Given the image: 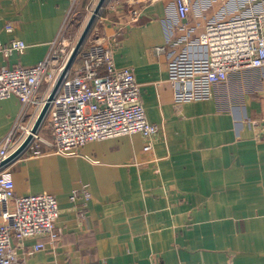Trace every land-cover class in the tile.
I'll use <instances>...</instances> for the list:
<instances>
[{"label": "crops", "instance_id": "0c3cea01", "mask_svg": "<svg viewBox=\"0 0 264 264\" xmlns=\"http://www.w3.org/2000/svg\"><path fill=\"white\" fill-rule=\"evenodd\" d=\"M189 1L179 22L174 0H105L90 43L105 44L117 68L132 70L146 117L159 130L147 151L144 136L133 133L89 141L71 154L42 145L39 155L23 151L13 160L15 194L46 192L59 208V237L23 239L25 264H264V71L234 72L208 97L183 102L175 101L169 76L175 56L205 55L197 38L207 21L264 9V0ZM97 2L0 0V42L27 45L0 52V67L43 60L62 30L71 34ZM21 108L15 95L0 100V141ZM40 126L51 140L48 123ZM37 242L44 247L30 251Z\"/></svg>", "mask_w": 264, "mask_h": 264}, {"label": "built area", "instance_id": "2783aa9c", "mask_svg": "<svg viewBox=\"0 0 264 264\" xmlns=\"http://www.w3.org/2000/svg\"><path fill=\"white\" fill-rule=\"evenodd\" d=\"M70 1L73 7L78 0ZM174 4L181 22L187 18L190 1L174 0ZM138 16L139 10L133 9L131 20L136 21ZM6 28L11 30L12 26L8 24ZM263 28L264 9L207 21L197 38L199 45L205 47V55L181 53L169 64L175 101L206 98L214 85L225 82L234 72L264 71ZM62 32L38 63L0 67V100L15 95L22 105L11 130L0 141V162L30 133L35 120L31 125L24 123L27 110L32 106L33 115L41 110L69 57L67 41L72 40ZM26 46L22 40L7 45L0 42V52H23ZM156 50L164 51V46ZM78 54L81 60L76 63L75 58L71 64L42 121L48 123L52 139L47 140L39 128L24 151L39 155L45 145L55 153L71 154L89 141L133 133H140L147 140L144 150L151 149V138L159 128L146 117L132 70L117 68L112 50L98 41L83 47ZM44 84L47 91L41 94ZM9 165L0 167V264H25L18 254L23 239L46 236L55 241L59 237V208L56 198L46 192L17 196ZM74 198L72 194L71 199ZM43 247L42 242H37L30 251Z\"/></svg>", "mask_w": 264, "mask_h": 264}, {"label": "water", "instance_id": "95a60500", "mask_svg": "<svg viewBox=\"0 0 264 264\" xmlns=\"http://www.w3.org/2000/svg\"><path fill=\"white\" fill-rule=\"evenodd\" d=\"M105 0H98L94 10L92 11L89 19L87 20V23L83 29V31L81 32L76 44L74 45V47L72 48L69 57L59 75V77L57 78V80L55 81L51 91L49 92L47 99L45 100L43 107L41 108V110L39 111L33 125L31 128L30 133L23 139V141L19 144V146L5 159H3L0 162V167L1 166H5L7 164H10L13 160H15L18 156H20L23 151L26 149V147L28 146V144L30 143L31 139H32V134H34L40 127L46 111L50 105L51 100L53 99L56 91L58 90L65 74L67 73L68 69L70 68L71 64L73 63V61L75 60L84 40L86 39L87 34L89 33L94 20L96 19V16L98 15L101 7L103 6Z\"/></svg>", "mask_w": 264, "mask_h": 264}, {"label": "rangeland", "instance_id": "374dc122", "mask_svg": "<svg viewBox=\"0 0 264 264\" xmlns=\"http://www.w3.org/2000/svg\"><path fill=\"white\" fill-rule=\"evenodd\" d=\"M87 15H86V17L81 21V23L79 22L74 28H73V31H72V33L70 34V33H66V35L67 36H69L70 35V38H71V42H69V41H67V47H66V52L67 53H69L70 54V52H71V50H72V48L74 47V45L76 44V42H77V40H78V38H79V36H80V34H81V32L83 31V29H84V27H85V25H86V23H87ZM93 28V27H92ZM91 31H92V29L89 31V33L87 34L88 36L86 37V39L84 40V42H83V44H82V46L81 47H84L85 45H90V42H92L91 41V38L90 37H92L91 36ZM105 45V44H104ZM106 47V46H105ZM44 87L46 86V84H44L43 85ZM38 110L35 112V114L33 115V117H32V119H31V123H30V125L33 123V121L35 120V117H36V115L38 114ZM46 121H44V123H45ZM43 123V124H44ZM47 123V122H46ZM42 134V133H41ZM43 135V134H42ZM150 150V149H149ZM147 151V150H146Z\"/></svg>", "mask_w": 264, "mask_h": 264}]
</instances>
